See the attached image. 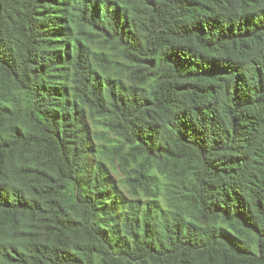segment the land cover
I'll return each instance as SVG.
<instances>
[{"label":"trees","instance_id":"trees-1","mask_svg":"<svg viewBox=\"0 0 264 264\" xmlns=\"http://www.w3.org/2000/svg\"><path fill=\"white\" fill-rule=\"evenodd\" d=\"M0 264H264V0H0Z\"/></svg>","mask_w":264,"mask_h":264}]
</instances>
